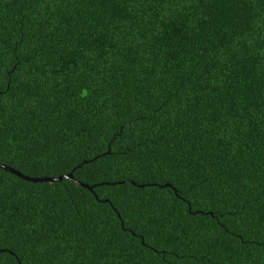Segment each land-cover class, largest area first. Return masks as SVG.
I'll use <instances>...</instances> for the list:
<instances>
[{"label": "trees", "instance_id": "obj_1", "mask_svg": "<svg viewBox=\"0 0 264 264\" xmlns=\"http://www.w3.org/2000/svg\"><path fill=\"white\" fill-rule=\"evenodd\" d=\"M0 264H264V0H0Z\"/></svg>", "mask_w": 264, "mask_h": 264}, {"label": "water", "instance_id": "obj_2", "mask_svg": "<svg viewBox=\"0 0 264 264\" xmlns=\"http://www.w3.org/2000/svg\"><path fill=\"white\" fill-rule=\"evenodd\" d=\"M0 168H2L3 170H6L8 172H11L13 174H15L16 176L20 177V178H23V179H29L31 181H55V180H60V179H70V180H73L75 183H77L78 185L82 186V187H85L87 189H91L92 186H89L87 184H84V183H81L79 181H76L72 178L71 174L70 173H67V174H62V175H58L56 177H43V178H29V177H26L24 175H22L21 173L17 172L16 170L10 168V167H7L3 164L0 163Z\"/></svg>", "mask_w": 264, "mask_h": 264}]
</instances>
